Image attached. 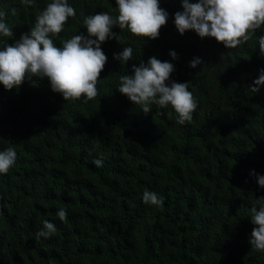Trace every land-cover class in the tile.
I'll use <instances>...</instances> for the list:
<instances>
[{
    "label": "trees",
    "instance_id": "trees-1",
    "mask_svg": "<svg viewBox=\"0 0 264 264\" xmlns=\"http://www.w3.org/2000/svg\"><path fill=\"white\" fill-rule=\"evenodd\" d=\"M51 2L0 0L13 31L12 38L0 34V50L30 32ZM67 3L76 14L51 37L57 47L87 35L85 17L118 15L115 0ZM159 4L168 19L157 39L113 27L119 41L101 44L107 62L95 98L64 101L47 78L12 90L0 85V151L16 152L14 166L0 174V264H264V251L249 243L251 208L264 197L257 183L264 176V86L248 90L264 69V25L226 49L194 31L177 32L181 0ZM125 47L133 52L124 64L113 57ZM153 56L173 64L167 83L188 82L197 101L182 125L171 106L153 104L143 114L117 91L120 76ZM194 59L200 63L192 68ZM98 158L102 167L93 164ZM145 190L162 197V206L145 204ZM44 221L56 231L38 238Z\"/></svg>",
    "mask_w": 264,
    "mask_h": 264
},
{
    "label": "clouds",
    "instance_id": "clouds-1",
    "mask_svg": "<svg viewBox=\"0 0 264 264\" xmlns=\"http://www.w3.org/2000/svg\"><path fill=\"white\" fill-rule=\"evenodd\" d=\"M34 0H22L31 5ZM183 11L174 15L177 32L183 35L194 31L201 39L214 38L226 49H235L246 43L252 34L264 25V0H181ZM118 15L113 17L100 12L84 18L83 24L87 35H74L62 41V46L54 44L52 36L64 30V25L76 12L67 0H52L35 19L34 27L24 33L13 44H5L0 50V85L5 90L18 88L26 80L47 78L50 89L60 94L64 101L80 99L81 96L91 100L98 95L97 82L107 62V56L101 44L119 35L112 32L113 27L127 29L133 36L155 40L159 30L166 24L168 13L160 7L159 0H115ZM17 14V9H12ZM5 13L0 12V34L12 38L13 31L5 22ZM95 38V39H93ZM259 47L264 55V35L259 37ZM133 49L125 47L113 59L121 63L132 60ZM172 59L176 53L170 52ZM200 61L194 59L190 67L195 68ZM173 64L151 57L147 65H133L132 75L120 76L117 91L128 98L133 105H139L143 114L151 112V105L158 108L171 106L177 114V123L184 124L192 119L197 108V101L188 90V82H171L168 84ZM264 86V69L253 86L248 90L255 94ZM171 117L172 113H168ZM16 162L13 147L0 151V174H7ZM96 167H102L103 161H93ZM255 175V173H251ZM257 183L264 188V176L257 177ZM145 204L162 206L163 198L157 193L145 190L142 194ZM251 208L250 245L258 251H264V197L255 199ZM61 221L66 220L67 213L61 208L57 213ZM56 231L55 225L44 221L43 230L37 237L48 238Z\"/></svg>",
    "mask_w": 264,
    "mask_h": 264
}]
</instances>
